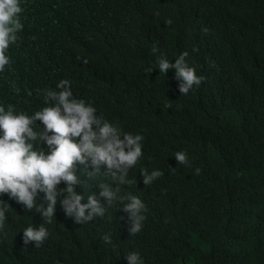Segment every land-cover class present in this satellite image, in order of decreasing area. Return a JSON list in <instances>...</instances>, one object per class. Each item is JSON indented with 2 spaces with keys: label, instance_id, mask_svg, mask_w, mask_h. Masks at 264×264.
Instances as JSON below:
<instances>
[{
  "label": "clouds",
  "instance_id": "clouds-1",
  "mask_svg": "<svg viewBox=\"0 0 264 264\" xmlns=\"http://www.w3.org/2000/svg\"><path fill=\"white\" fill-rule=\"evenodd\" d=\"M159 1L0 0V264L264 250V0Z\"/></svg>",
  "mask_w": 264,
  "mask_h": 264
},
{
  "label": "trees",
  "instance_id": "trees-1",
  "mask_svg": "<svg viewBox=\"0 0 264 264\" xmlns=\"http://www.w3.org/2000/svg\"><path fill=\"white\" fill-rule=\"evenodd\" d=\"M149 1L151 2V5H152V11L151 12L153 14H163L165 12V8L159 0H149ZM209 7H210V5H209ZM210 8L220 10L219 7H210ZM133 16L137 17L139 19H145V20L149 18V15L144 14V13H135V14H133ZM236 90L244 93L246 96L249 95V92L243 86H236ZM228 127H229L230 131H232L234 129L232 123H229ZM253 173L254 172L250 168H248V170H246V169L243 170L239 176L235 177L229 183L230 191L233 192L235 190V186H233V183H234V185H244L246 182H250V183L259 182L260 176H257L256 179H253L252 178ZM257 173L259 174L260 172L257 170ZM253 189H255V188L252 186H247L246 189H243L240 191V195L246 196L247 191L253 190ZM223 190H224V188H223ZM220 194H222V193H220ZM215 201H216L217 205L221 204V198L218 195H215ZM252 241H254V240H252L249 237H243L242 241L237 242V246H238L239 250H236L233 252L236 253V255L244 256V260L248 264H259L257 261L264 260V250L261 249V251L257 254V257H256L255 253H254L256 251L255 244H253ZM190 245H195V242L191 243ZM187 247H188V245L185 244L183 246V249H186ZM255 257H256V259H255Z\"/></svg>",
  "mask_w": 264,
  "mask_h": 264
}]
</instances>
